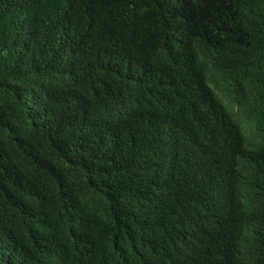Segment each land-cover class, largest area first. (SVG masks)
<instances>
[{
  "label": "trees",
  "instance_id": "1",
  "mask_svg": "<svg viewBox=\"0 0 264 264\" xmlns=\"http://www.w3.org/2000/svg\"><path fill=\"white\" fill-rule=\"evenodd\" d=\"M0 264H264V0H0Z\"/></svg>",
  "mask_w": 264,
  "mask_h": 264
}]
</instances>
